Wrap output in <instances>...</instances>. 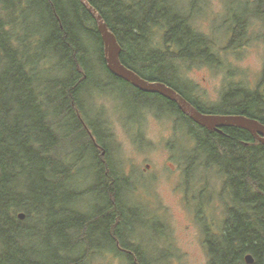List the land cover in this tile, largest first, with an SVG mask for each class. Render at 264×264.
Here are the masks:
<instances>
[{
    "label": "trees",
    "instance_id": "16d2710c",
    "mask_svg": "<svg viewBox=\"0 0 264 264\" xmlns=\"http://www.w3.org/2000/svg\"><path fill=\"white\" fill-rule=\"evenodd\" d=\"M88 1L116 34L121 61L140 76L170 85L204 113L241 114L264 123V72L255 87H228L220 108L214 109L198 104L175 82L179 64L222 68L224 59L214 51L217 42L201 32L194 20L208 0ZM232 2L244 11L231 9L234 13L223 25L232 33L223 48L226 53L244 44L253 18L264 19V0H256L253 9ZM33 9L49 15L47 38L44 26L30 31L35 22L26 13ZM53 57L62 74L56 78L60 98L51 103L54 108L42 100L45 93L38 75ZM93 58L103 66L97 70L133 87L138 96L160 97L165 103L162 109L176 113V122L186 126L195 143L186 158L187 183L197 165L221 177L230 197L221 229L211 232L210 222L202 216L208 264H264V144L240 127L208 129L176 102L144 92L113 74L98 24L81 0H0V264H84L89 253L100 248L92 243L88 228L102 220L108 242L127 264H155L153 252L145 253L140 245L124 240L131 225L126 214L131 210L122 185L130 187L129 177H119L123 172L114 157L110 159L98 126L84 118L82 97L94 69ZM63 120L75 128L81 151L68 142L73 132H64ZM87 153L100 172L98 184L88 190L103 192L106 200L94 215L83 203L88 191L77 187V170ZM42 234L49 237L44 253L34 245ZM84 244V249H77ZM248 254L255 258L253 263L247 262Z\"/></svg>",
    "mask_w": 264,
    "mask_h": 264
},
{
    "label": "rangeland",
    "instance_id": "374dc122",
    "mask_svg": "<svg viewBox=\"0 0 264 264\" xmlns=\"http://www.w3.org/2000/svg\"><path fill=\"white\" fill-rule=\"evenodd\" d=\"M232 1L208 0L203 12L194 17L200 31L217 42L214 51L224 59L222 68L183 63L177 68L179 79L176 73L173 74L176 84L189 97L209 109L220 108L221 98L228 87H255L264 72V19L261 17L252 19L247 36L243 38L244 44L239 49L229 53L223 51L232 38V33L223 25L228 23L229 15L234 12L243 14L244 11ZM235 1L249 4L252 9L256 2ZM26 17L35 22L30 31L44 26L47 30L45 38L51 34L46 11L33 9L26 13ZM159 36L157 34L156 39ZM41 47L47 52L46 47ZM58 63L53 57L47 69L39 68L38 71L41 91L45 93L42 100L51 107V103L60 98L55 85L59 80L56 78L62 76ZM97 66L103 67L100 59L93 58L91 67L94 69L82 97L83 114L89 124L95 128L98 126L110 151V159L114 157L118 171L123 172L119 177H129L130 187L122 185L123 198L131 210L126 214L131 225L125 242L140 245L145 253L153 252L155 264H208L202 221L204 218L209 221L211 232L216 233L222 227L220 220L225 219L230 201L221 177L197 165L187 183L186 158L190 157L188 154L195 143L186 126L176 122V113L162 109L165 103L160 97L152 94L138 96L133 87L115 81L104 70H97ZM96 85L99 88H95ZM67 122L63 120L64 132H73L68 142L81 151L79 136L76 137L71 122L69 126ZM91 156L87 153L83 167L77 170V187L88 191L83 203L87 204L89 214L94 215L106 200L103 192L88 190L98 184L100 173ZM99 222L101 228L91 222L87 231L92 243L100 246L96 247L99 251L89 253L84 264H127L124 256L116 253L108 242L104 220ZM48 238L42 234L34 242L41 253L49 248ZM85 247V244L77 245V249ZM116 250L120 251L119 248Z\"/></svg>",
    "mask_w": 264,
    "mask_h": 264
},
{
    "label": "water",
    "instance_id": "95a60500",
    "mask_svg": "<svg viewBox=\"0 0 264 264\" xmlns=\"http://www.w3.org/2000/svg\"><path fill=\"white\" fill-rule=\"evenodd\" d=\"M84 6L95 18L104 43V54L108 68L116 76L129 81L134 87L150 93L160 95L177 103L179 108L190 116L198 124L216 131L223 127H240L251 132L261 143L264 144V123L256 118L241 114H212L204 113L187 100L181 93L170 85L161 81H150L140 76L133 69L121 61L122 47L116 34L109 28L101 13L88 0H81ZM24 218L25 214L20 213ZM246 260L253 263V255H246Z\"/></svg>",
    "mask_w": 264,
    "mask_h": 264
}]
</instances>
